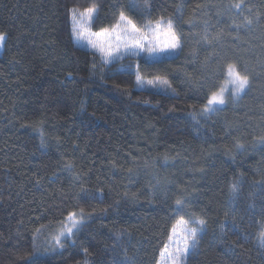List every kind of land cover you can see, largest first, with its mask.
<instances>
[{
	"label": "trees",
	"instance_id": "obj_1",
	"mask_svg": "<svg viewBox=\"0 0 264 264\" xmlns=\"http://www.w3.org/2000/svg\"><path fill=\"white\" fill-rule=\"evenodd\" d=\"M89 8L180 47L105 64L72 38ZM0 35V264H156L182 219L205 221L184 264H264V0H0ZM229 65L248 84L205 114Z\"/></svg>",
	"mask_w": 264,
	"mask_h": 264
},
{
	"label": "rangeland",
	"instance_id": "obj_2",
	"mask_svg": "<svg viewBox=\"0 0 264 264\" xmlns=\"http://www.w3.org/2000/svg\"><path fill=\"white\" fill-rule=\"evenodd\" d=\"M74 12H75V19L73 18ZM94 15H95V12L92 13L91 18H89L86 10L85 11H78V10L71 11V34H72L73 41L77 46L82 47L86 50L92 51L94 53H97L105 64H110L114 61H118L125 57H144V58H148L149 60L162 59V58L171 57L175 55L177 52L178 48L175 49L174 51L163 53L160 56L155 57V58H151L149 56V53L146 51H140L139 55L130 54V52L133 50V46H132L133 40L143 37V36H148L149 40L155 43L158 48L161 46H164L168 41V36L165 35V33L167 32V25L165 23H162L159 29H156L157 23H152V24L148 23L142 30H139L137 28L139 30L137 34L131 35L130 26L127 25L126 21H121V17H120L111 29L95 32V31H92L91 29V22H92ZM74 28H77L78 31H82V36H80L79 38L77 36H74ZM89 41H91V43H89ZM3 43L4 41L2 42V44H0V54L3 49ZM145 43H147V41H145ZM117 49H118V52L116 51ZM109 52L112 53L111 56L107 55V53ZM117 56L119 58H116ZM226 76L227 78L225 80V83L223 84L221 88V89H224L223 96L225 98V103L227 100L234 101L236 97H238V95L240 96V94L242 93V92H238V93L234 92V85L230 82L228 72ZM147 82H145V84H149ZM155 83L157 82H154V84ZM224 104L209 105V103L207 102L205 107H208L211 110L208 112H205V114L212 113L214 110L219 109ZM205 107H203V109ZM180 221L181 220H178L176 224L174 225V227L172 228V230L170 231L169 238L167 242L165 243V245L163 246L162 250L160 251L156 264H166L165 260L161 256V253L163 252L165 247H167L169 251H173L175 247L177 246V244H180V241L185 233V230L193 226L191 223L192 221H187L188 222L187 224H181ZM174 228H175V232L173 231ZM202 233L203 232H201L199 236ZM180 246L182 247V244H180Z\"/></svg>",
	"mask_w": 264,
	"mask_h": 264
},
{
	"label": "snow or ice",
	"instance_id": "obj_3",
	"mask_svg": "<svg viewBox=\"0 0 264 264\" xmlns=\"http://www.w3.org/2000/svg\"><path fill=\"white\" fill-rule=\"evenodd\" d=\"M86 11L89 18H91V15L95 12V9L89 8ZM73 18L75 19V12ZM121 21H126L127 25L130 26L131 35H135L138 33L139 30L136 28L135 24H133V22L130 19L126 18L123 14H121ZM162 23V21L157 22L156 29H159ZM165 35L168 36V41L164 46H161L159 48L155 43L149 40L148 36H143L133 40V50L130 52V54L139 55L140 51H146L149 53V56L151 58H155L163 53L174 51L175 49L180 47L179 38L172 30L171 22H168L167 24V32L165 33ZM74 36H77L79 38L80 36H82V31H78L77 28H74ZM4 39L5 37L3 35H0V44H2ZM145 41H147V43H145ZM89 43H91V41H89ZM116 51L118 52V49ZM107 55L111 56L112 53L109 52L107 53ZM116 58L119 57L117 56ZM227 72L230 82L234 85V92H242L248 84V78L246 76H242L234 65H229ZM157 82L165 85L168 84L167 80H161L160 78H157ZM147 83L153 84L154 81H148ZM137 84L140 87H143L144 85L143 77L139 74H137ZM223 91L224 89H221L220 92H214L208 101L209 105L224 104L225 98L223 96ZM210 110L211 109L208 107H205L203 109L204 112H208ZM230 191L231 193L235 194L238 191V185L233 184ZM176 204L178 206V210L182 209V207L184 206V202L182 200H177ZM83 219V210H81V213L79 215L77 213L69 214L67 217V223H64L58 233L52 237V241L54 242L55 246L62 247L63 239L67 236L73 235V230L79 227V225L83 222ZM180 223L187 224L188 222L182 219ZM191 223L193 226L185 230V233L180 241L182 247L180 246V244H177L173 251H169L168 248L165 247V249L161 253V256L165 260L166 264H169V262L170 264H184V260L190 253V250L194 248L198 243L199 234L203 232L205 221L194 220ZM173 231L175 232V228L173 229ZM258 238L260 243L264 245V232H261Z\"/></svg>",
	"mask_w": 264,
	"mask_h": 264
}]
</instances>
